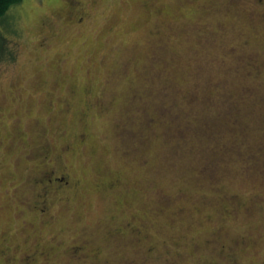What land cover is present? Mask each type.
Wrapping results in <instances>:
<instances>
[{
	"label": "rangeland",
	"instance_id": "obj_1",
	"mask_svg": "<svg viewBox=\"0 0 264 264\" xmlns=\"http://www.w3.org/2000/svg\"><path fill=\"white\" fill-rule=\"evenodd\" d=\"M0 29V264H264V0H24Z\"/></svg>",
	"mask_w": 264,
	"mask_h": 264
},
{
	"label": "trees",
	"instance_id": "obj_2",
	"mask_svg": "<svg viewBox=\"0 0 264 264\" xmlns=\"http://www.w3.org/2000/svg\"><path fill=\"white\" fill-rule=\"evenodd\" d=\"M24 0H0V22H2L9 10L19 5ZM16 58V45L0 29V61L12 62Z\"/></svg>",
	"mask_w": 264,
	"mask_h": 264
},
{
	"label": "flooded vegetation",
	"instance_id": "obj_3",
	"mask_svg": "<svg viewBox=\"0 0 264 264\" xmlns=\"http://www.w3.org/2000/svg\"><path fill=\"white\" fill-rule=\"evenodd\" d=\"M256 1H257V2H261L262 0H256ZM55 178H56V179L58 180V182H60V183H61V182L63 181V179H64V178H59V177H55ZM64 183L67 184L68 182H67V181H64ZM42 206H43V207L40 208L41 211H43V209L45 208L44 203H43Z\"/></svg>",
	"mask_w": 264,
	"mask_h": 264
}]
</instances>
